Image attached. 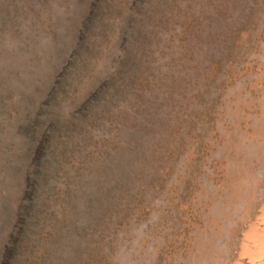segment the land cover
<instances>
[{
	"label": "rangeland",
	"instance_id": "1",
	"mask_svg": "<svg viewBox=\"0 0 264 264\" xmlns=\"http://www.w3.org/2000/svg\"><path fill=\"white\" fill-rule=\"evenodd\" d=\"M259 9L0 0V264H175L180 202L213 116L242 103Z\"/></svg>",
	"mask_w": 264,
	"mask_h": 264
},
{
	"label": "bare ground",
	"instance_id": "2",
	"mask_svg": "<svg viewBox=\"0 0 264 264\" xmlns=\"http://www.w3.org/2000/svg\"><path fill=\"white\" fill-rule=\"evenodd\" d=\"M259 2L253 35L243 42L245 58L249 53L252 59L240 70L242 103H223L220 122L213 116L206 156L180 202L175 264H264V0ZM169 262L168 255L161 264Z\"/></svg>",
	"mask_w": 264,
	"mask_h": 264
}]
</instances>
